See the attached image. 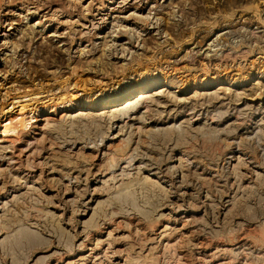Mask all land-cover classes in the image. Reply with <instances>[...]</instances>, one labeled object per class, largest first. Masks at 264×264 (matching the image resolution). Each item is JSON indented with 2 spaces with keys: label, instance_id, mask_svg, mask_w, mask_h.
<instances>
[{
  "label": "rangeland",
  "instance_id": "1",
  "mask_svg": "<svg viewBox=\"0 0 264 264\" xmlns=\"http://www.w3.org/2000/svg\"><path fill=\"white\" fill-rule=\"evenodd\" d=\"M263 98L264 0H0V264H264Z\"/></svg>",
  "mask_w": 264,
  "mask_h": 264
},
{
  "label": "bare ground",
  "instance_id": "2",
  "mask_svg": "<svg viewBox=\"0 0 264 264\" xmlns=\"http://www.w3.org/2000/svg\"><path fill=\"white\" fill-rule=\"evenodd\" d=\"M261 77V76H260ZM165 78V77H164ZM159 82L160 81H153L150 84L144 85V86H140L137 89H134L132 91H129L127 93H125L124 95L114 98V99H102L101 101L95 102V101H84L82 103H79L77 107V109H87V110H91V109H96L98 110H103V111H111L114 109H118V108H123L126 107L128 105L133 104L134 102H136L139 99H147V97L154 91H158V89H160L161 86H159ZM236 81L231 82V84L233 85V83ZM258 80L255 81V83H257ZM207 82H205L204 85H206ZM164 86H170V84H166V82H164L163 84ZM200 85V84H199ZM163 86V87H164ZM209 86V85H207ZM204 86V87H207ZM176 90V89H175ZM160 91V90H159ZM179 90H176V92H178ZM264 99V98H263ZM41 117V116H40ZM42 119H45V117H42ZM148 128V127H147ZM4 131V130H3ZM4 133V132H3ZM4 135V134H3ZM184 155V154H183ZM149 176V175H148ZM149 178V177H148ZM147 178V180H148ZM152 179V178H151ZM158 180V179H157ZM159 182V181H158ZM181 236V235H180ZM98 241V240H97ZM179 241V240H178ZM109 245V244H108ZM196 245V244H195ZM244 245V244H242ZM252 245V244H251ZM241 246V245H240ZM89 249V248H88ZM231 250V248H230ZM203 251V250H202ZM229 259V258H228Z\"/></svg>",
  "mask_w": 264,
  "mask_h": 264
}]
</instances>
